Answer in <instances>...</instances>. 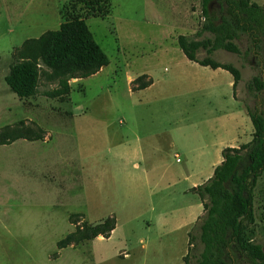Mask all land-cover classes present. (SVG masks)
<instances>
[{"label":"rangeland","instance_id":"rangeland-1","mask_svg":"<svg viewBox=\"0 0 264 264\" xmlns=\"http://www.w3.org/2000/svg\"><path fill=\"white\" fill-rule=\"evenodd\" d=\"M200 11V0H0V130L23 120L50 136L48 143L0 145V264H188L185 257L198 244L189 236L197 220L163 224L167 199L177 202L187 186L184 173L204 166L199 147H210L212 163L223 139L234 146L253 139L249 110L264 115V89L247 87L254 76L264 81V43L255 48L242 34L240 54H212L241 70L235 90L230 72L193 63L179 46L180 35L200 29ZM73 17L87 22L109 65L71 80L65 100H47L57 83L44 78L35 96L19 98L5 81L15 49ZM198 56L208 53L201 49ZM142 75L153 84L134 90L129 76ZM136 139L143 157L126 149ZM73 214L91 224L112 215L117 230L59 249L58 241L75 230ZM263 227L260 222L262 245ZM201 249L190 253L189 264Z\"/></svg>","mask_w":264,"mask_h":264},{"label":"trees","instance_id":"trees-1","mask_svg":"<svg viewBox=\"0 0 264 264\" xmlns=\"http://www.w3.org/2000/svg\"><path fill=\"white\" fill-rule=\"evenodd\" d=\"M110 1L104 0V3L110 4ZM200 5V29L193 36L180 35L179 46L190 61L230 72L236 90L242 79L241 70L211 56L219 49L240 54L237 41L242 34L248 35L253 47L259 48L264 43V5L252 0H200ZM201 49L206 50L208 56L200 58ZM14 58L16 62L5 81L19 98L36 95L42 78L47 83H57L47 96H67L72 89V79L95 75L110 63L81 17L67 19L58 29L26 39L15 49ZM133 83L136 85L133 89L137 90L153 82L142 75ZM247 87L253 93L260 92L264 81L254 76ZM248 115L255 129L253 139L240 147L224 148L223 161L216 166L213 176L193 188L203 203L204 213L189 232L190 243L198 240V244L195 249L190 247L186 255L188 264L190 253L198 251L199 245L202 249L196 255L195 264H233L234 260L264 264V245L257 242L259 223L264 222V194L257 192L264 178V115L251 110ZM33 125L28 126L22 120L16 125L4 126L0 130V145L19 139L44 140L47 131L36 122ZM82 216H70L76 229L58 241L59 249L76 247L100 235L109 238L116 228L114 216L97 224L82 221Z\"/></svg>","mask_w":264,"mask_h":264},{"label":"crops","instance_id":"crops-1","mask_svg":"<svg viewBox=\"0 0 264 264\" xmlns=\"http://www.w3.org/2000/svg\"><path fill=\"white\" fill-rule=\"evenodd\" d=\"M193 63H196V62H193ZM196 64H198V63H196ZM198 65H200V64H198ZM203 67H205V66H203ZM9 72L5 75V77L9 74ZM148 78H149V76H148ZM134 79L135 78H132L131 76H129V80L132 83H133ZM149 79H151V78H149ZM72 80L78 81L80 79H72ZM233 82H234V80L231 83H233ZM70 84H71V82H70ZM71 86H72V84H71ZM67 96H63V97H59V98H52V97H50V98H47V100L48 99H52V100H65V98H67ZM31 97H33V96H31ZM49 137L50 136H49L48 131H47V134H46V137H45V139L47 140V143L50 142L48 140ZM138 140L139 139H136L137 145L134 144L135 146L133 148L130 145H128L129 147H127L126 149L129 150V151L130 150H133L137 156L140 155V156L143 157V149H141V147H139ZM125 142H128V141H125ZM130 144L131 145L133 144L132 141H130ZM172 144H173V142L171 141L170 145H172ZM244 144H246V143H244ZM240 146L241 145H238V146L227 145V143L223 139L222 141H220V143L218 145H216V147H217V153H216L215 160L212 163H210V161H209L210 160L209 158H210V155H211L210 147L208 145L199 147L198 151H200V154L198 155V158H200V164L202 163L204 166L202 168H199L196 171L192 170L190 172V171L187 170V172L184 173V175H185L184 180H185V183L187 184V186L180 192V194L178 196L177 202L173 201V200H176L174 198H172L171 200L170 199H167V203H170V204L169 205L167 204V206H165V208L162 209V211H166L163 214V216H164L163 219H162L163 222H164L163 224L168 223V221H172L173 219H175V217H180L181 218V221H180L181 223L179 225H176L175 228H178V227H180L182 225H186L188 223L193 224V221H196L197 218L202 213H204L203 203H202L201 199L199 200V198H200L199 195L192 194L191 193V189L193 187H197L199 185H202L208 179L211 178V176L214 174V171H212V170L211 171H208V170H210L209 168H213V170H215L216 166H218L219 164H221V162L223 161L222 151H223L224 148H226V147H240ZM212 147L213 146H211V148ZM134 166L136 168H138L139 165H138V163L135 162L134 163ZM142 178L147 183L148 182V178H149V171H147V170L144 169V175L142 176ZM196 198H198L199 201ZM164 203H165V199L163 200V204ZM75 229H76V226H75ZM116 230H117V224H116V228L112 231L110 237H112V235L116 232ZM97 239L103 240V239H105V237L104 236H99V237H97ZM125 255H127V254H125ZM183 257H185V256H183Z\"/></svg>","mask_w":264,"mask_h":264},{"label":"water","instance_id":"water-1","mask_svg":"<svg viewBox=\"0 0 264 264\" xmlns=\"http://www.w3.org/2000/svg\"><path fill=\"white\" fill-rule=\"evenodd\" d=\"M100 236H102V235H100Z\"/></svg>","mask_w":264,"mask_h":264}]
</instances>
